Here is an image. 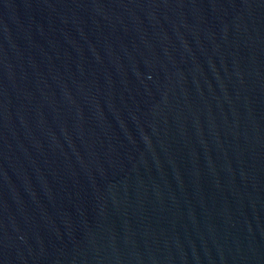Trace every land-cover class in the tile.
Instances as JSON below:
<instances>
[{"label": "water", "instance_id": "95a60500", "mask_svg": "<svg viewBox=\"0 0 264 264\" xmlns=\"http://www.w3.org/2000/svg\"><path fill=\"white\" fill-rule=\"evenodd\" d=\"M0 264H264V0H0Z\"/></svg>", "mask_w": 264, "mask_h": 264}]
</instances>
